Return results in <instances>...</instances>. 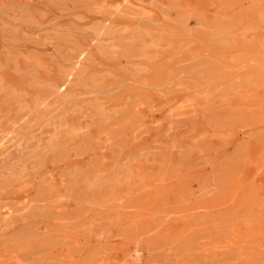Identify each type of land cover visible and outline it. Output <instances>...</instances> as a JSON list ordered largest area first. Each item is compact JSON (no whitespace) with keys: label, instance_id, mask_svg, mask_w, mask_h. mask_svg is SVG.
<instances>
[{"label":"rangeland","instance_id":"374dc122","mask_svg":"<svg viewBox=\"0 0 264 264\" xmlns=\"http://www.w3.org/2000/svg\"><path fill=\"white\" fill-rule=\"evenodd\" d=\"M2 136L0 264H264V0H0Z\"/></svg>","mask_w":264,"mask_h":264},{"label":"bare ground","instance_id":"6f19581e","mask_svg":"<svg viewBox=\"0 0 264 264\" xmlns=\"http://www.w3.org/2000/svg\"><path fill=\"white\" fill-rule=\"evenodd\" d=\"M86 53L87 51L85 49H83L82 51H80V53L76 56V61L74 62V66L73 68L68 71L66 73V75L64 77H59L56 81V83L54 81H51L49 84H50V87L48 89H46L49 93H50V96H52V94H55V98L56 100L59 99V97L61 95H66L68 93H64L67 89H68V85L69 84H72L73 80H74V77H76L77 75V71L76 69L78 67H80L82 65V63L84 62L85 58H86ZM46 80H49L48 78H46ZM75 81V80H74ZM55 86V87H54ZM56 88V89H53ZM57 90V92H56ZM68 92V91H66ZM61 94V95H60ZM188 112L191 113L193 111L196 110V106L194 103H190L188 104V108H187ZM183 114H185V112H182ZM11 138H7V136H2L0 138V148L2 150V153H0V156L4 155L6 152H7V149H2V146L4 145L5 142L9 141ZM138 182H135L134 185H136ZM233 197L235 198L236 197V204L238 206H241L242 209L244 210L247 206H248V200L247 199H244L243 198H247V196L252 193L253 194V187H250L249 184H246L244 186H240L238 185L237 182H234V185H233ZM233 198V200H234ZM11 213V211L7 210L6 211V215H9ZM9 225V224H7ZM259 227L261 226H258L255 225L251 231L256 233L259 229ZM133 257L132 259H129V262H135V260H138L140 259L141 255H140V251L139 250H136L133 254Z\"/></svg>","mask_w":264,"mask_h":264}]
</instances>
